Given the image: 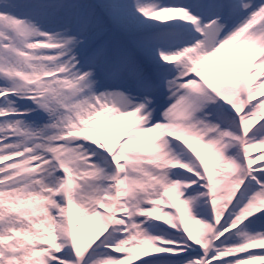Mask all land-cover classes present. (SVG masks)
Returning a JSON list of instances; mask_svg holds the SVG:
<instances>
[{
	"label": "snow or ice",
	"instance_id": "snow-or-ice-1",
	"mask_svg": "<svg viewBox=\"0 0 264 264\" xmlns=\"http://www.w3.org/2000/svg\"><path fill=\"white\" fill-rule=\"evenodd\" d=\"M0 264H264V0H0Z\"/></svg>",
	"mask_w": 264,
	"mask_h": 264
},
{
	"label": "bare ground",
	"instance_id": "bare-ground-1",
	"mask_svg": "<svg viewBox=\"0 0 264 264\" xmlns=\"http://www.w3.org/2000/svg\"><path fill=\"white\" fill-rule=\"evenodd\" d=\"M197 146H198V145H197ZM198 147H199V146H198ZM204 151L207 152V149H204ZM177 203H179V202H177Z\"/></svg>",
	"mask_w": 264,
	"mask_h": 264
}]
</instances>
